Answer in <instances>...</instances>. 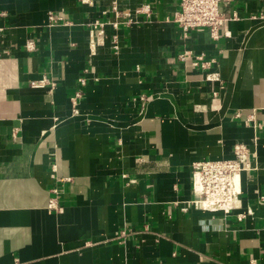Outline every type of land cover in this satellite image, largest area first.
Masks as SVG:
<instances>
[{
	"label": "crops",
	"instance_id": "1",
	"mask_svg": "<svg viewBox=\"0 0 264 264\" xmlns=\"http://www.w3.org/2000/svg\"><path fill=\"white\" fill-rule=\"evenodd\" d=\"M178 10L0 0V264H264V0L223 3L217 39L185 40ZM43 76L56 85H30ZM237 142L253 164L241 206L195 207L192 163L232 158Z\"/></svg>",
	"mask_w": 264,
	"mask_h": 264
},
{
	"label": "built area",
	"instance_id": "2",
	"mask_svg": "<svg viewBox=\"0 0 264 264\" xmlns=\"http://www.w3.org/2000/svg\"><path fill=\"white\" fill-rule=\"evenodd\" d=\"M230 1L232 0H180V10L175 12L173 21L179 26L185 40L190 37L193 30L200 28H208L212 37L217 39L220 37L221 31L227 28L230 20L225 16L222 5ZM136 12L149 14L151 7L149 4H143L137 8ZM49 22L50 25L67 23L62 16L55 14L49 15ZM128 23L130 24L131 21ZM100 25L103 24L100 23ZM93 27L96 28L97 26ZM3 31L4 29L0 28V36ZM116 38L117 36H115ZM25 47L28 51H35V41L27 40ZM114 47L117 49V46ZM192 55L191 50L185 49L180 54V58L186 60ZM209 62L204 60L202 56H196L193 58L192 64L207 67ZM80 81L82 84L86 83L85 78H81ZM30 85L33 88H52L56 83L54 79L43 76L41 79L32 80ZM81 96V93L77 92L73 97L75 113L79 112L77 105ZM233 153L232 158L204 159L192 163L193 188L196 194L192 204L195 207L213 212L223 211L227 214L241 206L242 173L253 169L252 150L246 142H237L233 146ZM51 168V176L59 179L57 177V164L53 162ZM69 179L63 178V180ZM53 191L58 193L59 188L55 186ZM48 206L54 211H59L61 208L57 197L50 198ZM183 210H187V208H183ZM237 216L239 219H243L244 214L239 213Z\"/></svg>",
	"mask_w": 264,
	"mask_h": 264
}]
</instances>
